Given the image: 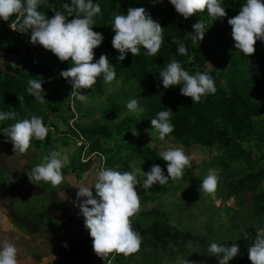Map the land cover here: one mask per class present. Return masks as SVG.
I'll return each mask as SVG.
<instances>
[{
    "label": "trees",
    "instance_id": "trees-1",
    "mask_svg": "<svg viewBox=\"0 0 264 264\" xmlns=\"http://www.w3.org/2000/svg\"><path fill=\"white\" fill-rule=\"evenodd\" d=\"M65 3L71 6V0H45L38 11L49 18L55 11L66 15L62 7ZM93 3L101 7V14L94 17L93 31L104 37L101 46L94 50L93 62L106 54L109 63L115 66L116 79L106 84L101 75L91 89L79 90L84 95L83 100L77 94L71 98V83L54 71V68L67 70L71 61L61 62L38 44L32 54L23 44L21 35L9 30V22L0 20V60L4 64L0 67V112L15 109L18 113L15 119L0 121V140L11 143L3 129L19 120L30 119L34 114L42 118L49 129L44 140L33 138L31 145L43 146L48 156L53 141L51 129L58 132L51 117L54 116L65 127L64 131L58 132L62 146L76 141L78 149L77 156L68 165L71 171L68 172V167L62 169L63 175H82L105 160L108 168L121 173H132L140 167L150 171L158 164L167 176V165L158 147L159 134L152 128L151 119L160 111H171L174 131L165 139L183 151L199 146L213 156L199 167H185L181 179L173 181L169 178L165 185L155 184L150 191L142 192L140 210L131 219L132 230L141 238V255L153 259L154 264L162 263L165 257L185 258L189 264H219L208 252L210 244L231 246L235 243L239 253L229 264H251L248 249L255 241V231H238L233 237L226 238L227 231L235 230L225 226L218 213L222 211L228 215L233 212L237 217L239 210L223 205L212 213L213 206L207 205L206 199L197 194L202 178L195 172L216 170L218 187L214 198L225 204L233 197L234 205L241 208L242 225H248L249 229L255 221L264 223V42L258 40L255 53L245 56L235 48L231 26L227 22L238 14L246 0H221V6L227 12L222 21H214L206 9L186 20L169 0H93ZM138 7H143L164 29L163 43L156 56L147 55V50L141 46L139 55L133 56L129 52L120 61V53L111 44L115 35L111 28L114 15L127 14L129 8ZM198 21L203 23L205 34L200 43L193 45L189 33L194 31L193 25ZM172 38L187 47L186 55L177 52ZM15 55L25 60L11 65L9 59H14ZM172 61L179 62L190 75L197 71L207 72L215 82L216 93L193 103L191 98L181 95L182 85L165 89L159 72ZM30 79L42 81L46 93L43 104L28 94ZM133 99L138 101L135 112L127 108ZM85 100L94 103L91 110L82 107ZM71 120L72 125H69ZM84 148V157H88L86 162L81 161ZM176 190H181L183 197L193 198L194 203L203 205L206 223L200 233L179 229L171 221V212L162 210L157 204L159 195H168L170 191L172 194ZM207 198L212 199L209 194ZM148 204L151 205L149 209L145 207ZM213 218L215 228L210 225ZM258 227L259 224L256 229ZM101 262L104 264L105 261L102 259ZM116 262L127 263L122 254L117 256Z\"/></svg>",
    "mask_w": 264,
    "mask_h": 264
},
{
    "label": "clouds",
    "instance_id": "clouds-1",
    "mask_svg": "<svg viewBox=\"0 0 264 264\" xmlns=\"http://www.w3.org/2000/svg\"><path fill=\"white\" fill-rule=\"evenodd\" d=\"M169 2L186 20L205 9L214 21H222L227 16L225 8L221 6V0H169ZM44 3L45 0H0V20L9 22V30L21 35L23 44L32 54L35 53L34 46L38 44L61 62L71 61V66L67 70L54 68L58 77L71 83V98L77 94L78 98L83 100L84 95L80 94L79 90L91 89L101 75L106 84H111L116 79V71L115 66L109 63L107 55L101 54L99 59L93 62L94 50L101 46L104 39L101 33L93 31L94 17L101 14L100 5L93 3V0H71V6L67 3L62 6L66 15L55 11L49 18L38 11V7ZM69 17L74 19L69 21ZM227 22L231 26L235 48L245 56L253 55L257 41L264 42V0H246L238 14L229 18ZM111 28L115 33L111 44L120 53L118 57L120 61H123L129 52L133 56L139 55L141 46L147 50V55L156 56L163 43L164 29L143 7L129 8L127 14H115ZM193 29L189 35L195 45L204 38V25L198 21L193 25ZM171 43L177 45V52L180 55L187 54V47L177 38H172ZM159 75L165 89L182 85L181 95L191 98L193 103H199L203 96L216 93L215 82L207 72L197 71L190 75L176 61L167 63ZM27 92L39 103L45 102L46 93L42 81L30 79ZM127 108L135 112L138 101L130 100ZM17 114L15 109L0 112V121L15 119ZM171 115V111H160L151 119L152 128L157 130L160 140H164L174 131V126L170 122ZM72 122L73 120L69 121V125H72ZM47 128L42 118L33 114L30 119L19 120L9 128L3 129V132L10 138L15 154L22 157L28 154L33 138L37 140L46 138L49 129ZM160 156L166 162L167 176L160 165L154 164L150 171L144 172L145 190L151 189L155 184L163 186L169 178L173 181L179 180L185 167H191V157L181 148H169ZM66 163V157H62L59 151H52L44 157L42 163L27 172L28 179L32 184L44 181L54 188L58 187L65 179L62 168ZM98 167L92 169L96 171L94 184L90 181H81L73 185L78 189L73 204L79 208V214L84 219V226L92 239L93 251L99 257L98 263L102 264L103 259L104 264H112V261L113 264H117L119 254L124 255L127 261L128 256L132 258L141 248V238L132 230L131 224V218L141 207L140 195L136 190L140 181L130 172L121 173L108 168L105 160L104 166L100 162ZM195 172L201 177L198 171ZM198 187L200 186H197V189ZM217 187L216 170L209 169L208 175L202 180L201 192L206 193V198L209 194L210 198L219 200L222 208L225 204L213 195ZM59 195L63 201L68 199L64 191ZM230 199L235 202L233 197ZM238 207L240 215L241 208ZM215 208L219 207L213 206L211 212L217 211ZM64 247H67V244ZM208 252L218 259L219 264H229V261L238 255L239 247L235 243L225 246L213 242ZM17 254L16 245L6 237L0 238V264H18ZM44 259L52 264L56 257L51 253ZM248 259L251 264H264V228L256 230L255 241L248 249ZM176 260L170 262L176 264ZM178 264H189V261L185 258L180 259Z\"/></svg>",
    "mask_w": 264,
    "mask_h": 264
},
{
    "label": "crops",
    "instance_id": "crops-1",
    "mask_svg": "<svg viewBox=\"0 0 264 264\" xmlns=\"http://www.w3.org/2000/svg\"><path fill=\"white\" fill-rule=\"evenodd\" d=\"M38 152L42 154L37 160ZM43 153V146L38 148L32 144L28 154L21 157L13 151V144L0 140V238L6 237L16 245L18 264H49L44 258L51 253L56 257L52 264H95L99 257L93 251L80 210L73 204L78 192L73 185L81 181L92 183L95 173L90 169L80 180L76 174H66L61 185L55 188L44 181L32 184L27 172L43 162ZM21 180L27 184L23 185L27 187L26 192L14 188ZM46 191L48 201L43 198ZM61 191L67 200L63 201L59 195ZM28 197L38 198L36 202L40 204L27 208ZM89 255H93L92 259H88Z\"/></svg>",
    "mask_w": 264,
    "mask_h": 264
},
{
    "label": "rangeland",
    "instance_id": "rangeland-1",
    "mask_svg": "<svg viewBox=\"0 0 264 264\" xmlns=\"http://www.w3.org/2000/svg\"><path fill=\"white\" fill-rule=\"evenodd\" d=\"M21 48H23V47L21 46ZM19 57H20V55H15L14 59L10 58L9 59L10 64L11 65H15L17 62H19V63L21 62L22 63L25 60L24 58H19ZM2 64H3V62H2ZM2 64L0 63V67L2 66ZM1 68H3V67H1ZM98 100L100 101L101 99H98ZM93 105H94V103L90 104L89 101L85 100V102L82 105V107L83 108H87V109L89 108L91 110V107H93ZM51 117H52V120L57 125L58 132L59 131H64L65 127L62 124V122L56 120L54 118V116H51ZM95 117H97V116H95ZM52 132H53V141L49 145L48 153L49 152L51 153L52 151H59L62 154V157H66L67 158V163L62 168V169H66L68 167L69 163L71 162V159L73 157L77 156V154H78V149L76 148L77 147L76 141H75L76 145L72 141V142H69L66 146H62V142L63 141L60 139L61 134H58V132L54 128H52ZM54 138H55V140H54ZM158 147H159L160 154L163 151L168 150L169 148H180V147H178L176 145L171 144L167 139L160 140ZM212 151L213 150H211V152ZM184 152H185L186 155L191 157V160H190L191 166H195V167H199L200 163H205L207 160H209L213 156L212 153H210V152H208V151H206L204 149H201L199 146L191 147V148L185 150ZM40 154H42V152L41 153L38 152L36 157H35V159L38 160ZM44 157H46V151H45V153H43V159H44ZM68 169H69V167H68ZM98 169H99V167H98ZM70 171L71 170L69 169L68 172H70ZM95 172L96 171L93 170L92 173H95ZM144 172L146 173V172H148V170L144 169L142 167L136 168L132 172V174H134L137 177V179L140 181V184H138L136 186V190L138 192V195H140V196L142 195V192L151 190V189H148V190L143 189V181H144V179H146V176H145ZM1 174H2V169L0 168V175ZM200 175H201V178L203 180L208 175V172L207 173L204 172V174L201 173ZM77 176L79 177V180L82 178L81 174L77 175ZM95 182L96 181L93 178L92 179V184H94ZM25 184L26 183H24V181L21 180L20 184H17L14 188L26 192L27 191V187H23V185L27 186V184L26 185ZM4 190L6 192H9V191H7V188L4 189ZM48 194H49L48 191H46V194L43 195L44 201H48ZM167 194L168 195H164V196L163 195H159V197L156 200V202H158L157 204H159L161 206L162 210L171 212V215H170V217H172L171 221L181 230L189 229L192 233H200V231H202L203 226L206 223L205 222V216L203 214V205L194 203L195 200L193 198H185V197H183L181 190H176L172 194H171V191H170ZM169 194H171V195H169ZM197 194L202 199H206V204L207 205L210 204V206H215V207L218 206L219 208L222 206L220 204V201L216 200V199H213V197H211L212 200L209 201L208 198H206V193L201 192V186L198 187ZM36 201H38V198L34 199V198H31V197H28V202H27V206L26 207L29 208L31 205L33 206V205L40 204L39 202H36ZM190 201H192V202L190 203ZM182 202L184 204H186V202H188L189 204H188V206H186L184 204L182 205ZM234 204H235V202L232 199H230L227 203H225V205L232 207L234 210L235 209L239 210V207L235 206ZM150 206L151 205L148 204L145 207L147 209H149ZM212 213H214V212H212ZM218 214L222 217V221H224L225 226H230V227H232L235 230L234 232H231V233H228L229 231H227L225 233V237L226 238L233 237L235 235V233L238 232V231L254 230L255 233H256V230H257L256 227H257L258 224H259L258 229L259 228H264V223L263 222L255 221L253 223L252 227L248 229L247 228L248 225H242L243 219L239 217V216H241V215H239V213L237 214V217L233 216L234 215L233 212H230V214H228V215H224L223 212L221 211V213H218ZM133 218H134V216L131 219H133ZM210 225H211L212 228H215L216 225H215V219L214 218L210 221ZM20 227H22V226H20ZM31 236L33 238H38V236L33 235V234H31ZM91 254H94V253H91ZM92 256L93 255H89L88 259H92ZM88 259H86V260L89 261ZM175 260L176 259L174 258V259H172L170 261H175ZM179 260L180 259L176 260V264H178ZM170 261L168 259H164L161 264H172ZM150 263L154 264V260L153 259L144 258L141 255V252L139 251L138 253H135V255L132 258L130 256H128L126 264H150ZM95 264H99L97 260H96Z\"/></svg>",
    "mask_w": 264,
    "mask_h": 264
},
{
    "label": "built area",
    "instance_id": "built-area-1",
    "mask_svg": "<svg viewBox=\"0 0 264 264\" xmlns=\"http://www.w3.org/2000/svg\"><path fill=\"white\" fill-rule=\"evenodd\" d=\"M16 20V17H15V19H14V21ZM86 148V147H85ZM85 148H84V150H83V152H82V155H81V161L82 162H86L87 161V159H88V157H84V152H85ZM96 155H99L98 153H95ZM101 165L102 166H104V161L102 160L101 161ZM112 264H113V261H112Z\"/></svg>",
    "mask_w": 264,
    "mask_h": 264
}]
</instances>
